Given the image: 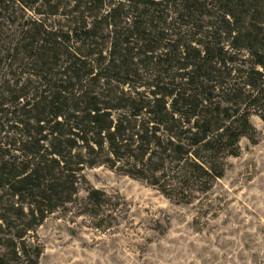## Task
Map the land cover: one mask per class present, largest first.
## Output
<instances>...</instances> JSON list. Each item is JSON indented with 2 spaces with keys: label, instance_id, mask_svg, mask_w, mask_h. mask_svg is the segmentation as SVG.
Returning a JSON list of instances; mask_svg holds the SVG:
<instances>
[{
  "label": "trees",
  "instance_id": "16d2710c",
  "mask_svg": "<svg viewBox=\"0 0 264 264\" xmlns=\"http://www.w3.org/2000/svg\"><path fill=\"white\" fill-rule=\"evenodd\" d=\"M253 117L264 0H0V264H40L86 170L208 193Z\"/></svg>",
  "mask_w": 264,
  "mask_h": 264
},
{
  "label": "rangeland",
  "instance_id": "374dc122",
  "mask_svg": "<svg viewBox=\"0 0 264 264\" xmlns=\"http://www.w3.org/2000/svg\"><path fill=\"white\" fill-rule=\"evenodd\" d=\"M251 122L258 143L243 139L206 194L168 199L107 167L86 170L76 201L38 228L39 263L264 264V123Z\"/></svg>",
  "mask_w": 264,
  "mask_h": 264
}]
</instances>
